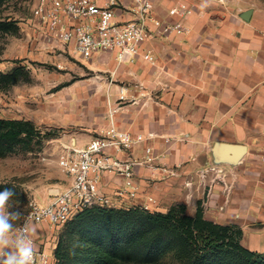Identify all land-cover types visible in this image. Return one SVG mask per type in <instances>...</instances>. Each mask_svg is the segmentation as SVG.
<instances>
[{
    "label": "crops",
    "instance_id": "1",
    "mask_svg": "<svg viewBox=\"0 0 264 264\" xmlns=\"http://www.w3.org/2000/svg\"><path fill=\"white\" fill-rule=\"evenodd\" d=\"M178 1L153 0L155 16L172 20ZM184 1L194 8L187 36L149 41L154 65L142 58L117 65L132 71L133 80L119 81L135 103L119 104L112 121L132 135L153 136L117 158H142L151 146L161 167L175 175L138 166L131 180L105 174L101 191L115 209L166 213L184 204L194 214L202 202L207 220L239 226L243 246L264 253V0ZM117 14L120 21L132 19L124 9ZM104 56L113 58H96ZM118 90L111 100L118 101ZM93 138L68 146L85 148ZM66 186L35 193L36 205L47 206ZM31 229L40 248L54 255L51 228Z\"/></svg>",
    "mask_w": 264,
    "mask_h": 264
},
{
    "label": "rangeland",
    "instance_id": "2",
    "mask_svg": "<svg viewBox=\"0 0 264 264\" xmlns=\"http://www.w3.org/2000/svg\"><path fill=\"white\" fill-rule=\"evenodd\" d=\"M34 5L35 0H9L0 7V20L15 24L10 33L0 34V73L21 68L28 76L11 88H0V119L30 122L41 133V138L23 143L0 158V191L9 188L15 193L8 206L21 212L20 219L13 221L17 228L32 204L38 202L35 193L44 196L56 186L70 185L71 179L59 167L64 148L73 140L102 135L121 106L111 100L123 86L119 80H133L130 68H118L109 56L83 60L73 52L63 51L62 44L42 36L31 22ZM191 213L187 209L190 216L196 212ZM50 231L52 249L50 237H57V245L58 235L66 229ZM63 239L65 264H77L79 248L83 246L80 237L68 231Z\"/></svg>",
    "mask_w": 264,
    "mask_h": 264
},
{
    "label": "built area",
    "instance_id": "3",
    "mask_svg": "<svg viewBox=\"0 0 264 264\" xmlns=\"http://www.w3.org/2000/svg\"><path fill=\"white\" fill-rule=\"evenodd\" d=\"M124 1L131 8L124 7ZM121 9L132 15L130 21L119 20L117 12ZM193 13V6L184 0L170 9L172 20L155 16L153 0H35L31 22L32 25L35 22L42 36L62 44L63 51L73 52L83 60L110 54L118 66H132L139 58L154 65L155 60L145 45L156 37L187 36L190 29L186 20ZM118 103H135L129 98L127 88H119ZM152 139V135L146 138L119 130L112 123L85 148L66 146L59 167L71 179L70 185L55 194L47 206L32 204L21 226L25 223L30 228L46 225L58 231L85 209L111 208V201L101 191L105 174L131 180L135 168L144 166L153 172L162 170L174 176L173 170L161 167L151 146L144 148L142 158L123 160L115 156ZM31 239L35 246L34 264H58L54 255L41 249L32 235Z\"/></svg>",
    "mask_w": 264,
    "mask_h": 264
},
{
    "label": "trees",
    "instance_id": "4",
    "mask_svg": "<svg viewBox=\"0 0 264 264\" xmlns=\"http://www.w3.org/2000/svg\"><path fill=\"white\" fill-rule=\"evenodd\" d=\"M8 1L0 0V7ZM14 26L0 20V34L10 33ZM27 77L21 68L0 73V88H11ZM36 138L41 133L32 123L0 119V158ZM63 229L77 234L83 244L77 264H264V253L243 246L242 229L207 220L202 202L194 216L187 214L184 204H176L166 213L92 206ZM64 234L58 235L54 250L58 264L67 259L62 252ZM68 238L73 241L72 235Z\"/></svg>",
    "mask_w": 264,
    "mask_h": 264
},
{
    "label": "clouds",
    "instance_id": "5",
    "mask_svg": "<svg viewBox=\"0 0 264 264\" xmlns=\"http://www.w3.org/2000/svg\"><path fill=\"white\" fill-rule=\"evenodd\" d=\"M14 195L9 188L0 191V264H34L33 229L27 223L19 228L13 224L21 217L19 210H11L8 206Z\"/></svg>",
    "mask_w": 264,
    "mask_h": 264
},
{
    "label": "water",
    "instance_id": "6",
    "mask_svg": "<svg viewBox=\"0 0 264 264\" xmlns=\"http://www.w3.org/2000/svg\"><path fill=\"white\" fill-rule=\"evenodd\" d=\"M250 14H251V11L246 12L244 15L245 17H243V19L247 20V17L250 16Z\"/></svg>",
    "mask_w": 264,
    "mask_h": 264
}]
</instances>
